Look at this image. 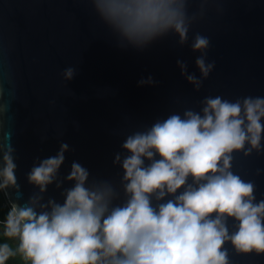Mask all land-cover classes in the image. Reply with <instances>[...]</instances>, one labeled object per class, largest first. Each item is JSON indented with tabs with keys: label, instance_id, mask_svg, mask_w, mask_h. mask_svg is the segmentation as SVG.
Masks as SVG:
<instances>
[{
	"label": "water",
	"instance_id": "obj_1",
	"mask_svg": "<svg viewBox=\"0 0 264 264\" xmlns=\"http://www.w3.org/2000/svg\"><path fill=\"white\" fill-rule=\"evenodd\" d=\"M187 14L186 44L171 30L137 42L106 20L92 0H0V102L8 105L5 143L15 148L20 184L19 191L7 190L8 200L31 206L35 196L42 197L40 203L62 204L63 193L74 186L64 178L75 161L89 170L90 182L110 183L120 195L114 204H122L124 170L113 161L117 153L127 154L122 144L128 135L172 114L185 118L186 110L202 114L206 97L264 98V0H189ZM197 33L210 41L205 60L215 67L207 78L196 65L202 53L191 47ZM178 60L202 80L198 91ZM69 67L75 76L66 80ZM149 77L156 83H138ZM61 143L70 150L57 180L41 193L27 173L38 158L55 156ZM231 170L254 183L256 202L264 200V149L235 152ZM235 223L229 218L230 232ZM225 247L230 264H264V254H238L230 242Z\"/></svg>",
	"mask_w": 264,
	"mask_h": 264
},
{
	"label": "clouds",
	"instance_id": "obj_2",
	"mask_svg": "<svg viewBox=\"0 0 264 264\" xmlns=\"http://www.w3.org/2000/svg\"><path fill=\"white\" fill-rule=\"evenodd\" d=\"M92 3L130 40L148 41L171 30L181 45L188 42L189 0ZM209 45L199 33L191 45L202 53L196 65L204 78L215 67L205 60ZM177 64L198 91L202 80L188 74L184 62ZM63 75L71 80L75 69L69 67ZM138 83L156 82L149 77ZM3 95L0 83V101ZM204 104L202 114H172L126 137L122 148L127 154L117 153L113 161L124 170L122 204H114L120 195L110 183L90 182L89 170L75 161L64 178L74 186L65 190L62 204L55 199L40 203L42 197L34 196L31 206H22L9 199L10 208L0 219L6 238L0 242V264L17 256L24 264H230L228 242L238 254H264V200L256 202L254 183L231 170L235 152L264 149V98L231 102L206 97ZM7 111L8 105L0 102V192L6 197L9 188L20 189L15 148L5 143ZM69 150L61 143L55 156L38 158L27 173L28 182L47 192ZM169 195L173 198L159 203ZM229 218L236 222L235 231L229 230Z\"/></svg>",
	"mask_w": 264,
	"mask_h": 264
},
{
	"label": "trees",
	"instance_id": "obj_3",
	"mask_svg": "<svg viewBox=\"0 0 264 264\" xmlns=\"http://www.w3.org/2000/svg\"><path fill=\"white\" fill-rule=\"evenodd\" d=\"M10 205L8 202V198L4 195V193L0 192V219H3L6 215L7 211L9 210ZM2 225H0V242H4L3 240L6 239L2 236ZM13 247L16 246L15 241H10ZM8 264H24V262L17 256L15 259L10 260Z\"/></svg>",
	"mask_w": 264,
	"mask_h": 264
}]
</instances>
